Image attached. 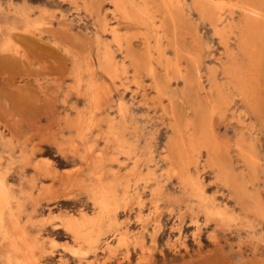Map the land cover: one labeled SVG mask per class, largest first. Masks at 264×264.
<instances>
[{
	"label": "rangeland",
	"instance_id": "rangeland-1",
	"mask_svg": "<svg viewBox=\"0 0 264 264\" xmlns=\"http://www.w3.org/2000/svg\"><path fill=\"white\" fill-rule=\"evenodd\" d=\"M23 1L0 0V264H264V0H224L221 24L200 8L209 0H182L166 26L158 0H147L146 25L124 22L107 0L97 11L29 0L42 17L25 34ZM98 49L115 57L112 72ZM115 178L125 196L101 213L93 189ZM82 214L101 216L82 228L89 242L63 222Z\"/></svg>",
	"mask_w": 264,
	"mask_h": 264
},
{
	"label": "bare ground",
	"instance_id": "bare-ground-1",
	"mask_svg": "<svg viewBox=\"0 0 264 264\" xmlns=\"http://www.w3.org/2000/svg\"><path fill=\"white\" fill-rule=\"evenodd\" d=\"M29 0H24L23 1V6H22V8H21V10H20V13H19V18H20V22H21V24H22V27H21V30H22V32H24V34L25 33H31L32 32V29H31V26L32 25H34V24H36L38 21H39V19H40V16H41V14L39 15V16H37L36 18H32V11H33V9L31 8V7H29L28 6V2ZM30 1H32V0H30ZM83 1V5L84 6H86L87 8H89V7H91L92 6V8H93V10L92 11H97L98 10V4L97 3H100V5L101 4H103V3H101L102 1H104L105 2V0H98L97 2H96V0H82ZM159 2H156L158 5L156 6V10H158V11H160L159 13H160V24L163 26V25H167V24H169L170 22H173L174 20H175V14L177 13V12H179L180 10H181V7H182V0H158ZM193 1V0H192ZM211 1V2H210ZM248 1V0H247ZM263 1V0H262ZM255 2V1H254ZM107 3L112 7V12L113 13H115V14H117V15H119L120 16V18L121 19H123L124 20V22H127V23H129V24H132V23H136V24H140V25H146L148 22H150V21H152V17L154 16V11H151V7H150V4L148 3V1L147 0H107ZM154 3V2H153ZM191 3V2H190ZM255 3H257V1L255 2ZM262 4H263V2H262ZM104 5V4H103ZM225 2H224V0H209V3H207V5H205V7L204 6H200V8H202L203 7V11H205V13L206 14H208V16H213V14L214 15H216V21H218L219 22V24H221L222 22H223V20H222V18L224 17L223 16V12H224V9H225ZM258 5H260L259 3H258ZM190 6V5H189ZM240 6V5H239ZM83 7V6H82ZM191 7V6H190ZM234 7V6H233ZM235 7H236V5H235ZM240 7H242V6H240ZM260 7V6H259ZM264 6H262V8H263ZM44 8V7H43ZM91 8V9H92ZM95 8V9H94ZM196 9V8H195ZM263 10H264V8H263ZM262 10V11H263ZM91 11V10H90ZM197 11V10H196ZM215 11H216V13H215ZM90 13V12H89ZM106 13H108V12H106ZM180 13H181V11H180ZM88 14V13H87ZM182 14V13H181ZM234 14V13H233ZM264 14V13H263ZM178 15V14H177ZM183 15V14H182ZM201 15H202V13H201ZM235 15V14H234ZM233 15V16H234ZM179 16V15H178ZM185 16V15H184ZM223 16V17H222ZM42 17V16H41ZM247 17V16H246ZM181 18H183V17H181ZM203 18V17H202ZM229 18V17H228ZM184 19V18H183ZM102 20V19H101ZM181 20V19H180ZM155 21H156V19H155ZM185 21H186V19H185ZM183 22V21H182ZM174 23V22H173ZM172 23V24H173ZM177 23V22H176ZM40 24V23H39ZM38 24V25H39ZM178 24H182V23H178ZM190 24V23H189ZM184 25V24H183ZM108 26V24L106 23V22H103L102 21V23H101V25H100V27H101V30L102 31H105V30H108L109 32H110V34L112 35V37H113V39H114V41H116V43H117V45L118 46H120V41H119V39L117 38L118 37V29L116 28V27H107ZM173 26V25H172ZM172 26H171V29H172ZM147 27V26H146ZM174 27V26H173ZM181 27V26H180ZM189 27V26H188ZM233 27V26H232ZM256 26H253V27H251V28H255ZM162 28V27H161ZM186 28V27H185ZM18 29V28H17ZM16 29V30H17ZM163 29V28H162ZM170 29V33H171V31H173V30H171ZM190 29V28H189ZM233 29V28H232ZM231 29V30H232ZM11 30V29H10ZM13 31H14V29H12ZM20 30V31H21ZM195 30H196V28H195ZM226 30V29H225ZM237 30V29H236ZM19 31V32H20ZM165 31H167L166 30V28H164V32ZM235 31V30H234ZM193 32V31H192ZM163 33V32H162ZM173 33V32H172ZM190 33H191V30H190ZM11 34H14V33H11ZM188 34H189V32H188ZM197 34V33H196ZM250 34V33H249ZM191 35H193V34H191ZM7 36V35H6ZM149 36V35H148ZM161 36H162V34H161ZM166 36V35H165ZM194 36V35H193ZM199 36V35H198ZM250 36V35H249ZM13 37V36H12ZM263 37H264V33H263ZM155 38H157V37H155ZM165 38V37H164ZM171 38H172V34H171ZM194 38V37H193ZM195 38H197L198 39V37H195ZM172 40H176V38L175 39H172ZM9 41V40H8ZM156 41V40H155ZM161 41H162V39H161ZM165 41H166V39H165ZM153 42V41H152ZM260 42V41H259ZM5 43V42H4ZM156 43V42H155ZM160 43H162V42H160ZM166 43H168V42H166ZM165 43V44H166ZM196 43V42H195ZM99 44H100V42L98 43V46H99ZM144 44V43H143ZM154 44V43H153ZM152 44V45H153ZM174 44V43H173ZM261 44V43H260ZM3 44H1V46H2ZM168 45V44H167ZM177 46V45H176ZM176 46L174 47L175 49H176V51H177V48H176ZM6 47V46H5ZM8 47V46H7ZM6 47V48H7ZM148 47H149V45H148ZM152 47V46H151ZM173 47V46H172ZM178 47V46H177ZM6 48H5V50H6ZM100 48V47H99ZM145 48V47H144ZM3 49V48H2ZM148 49V48H147ZM154 49V48H153ZM99 50L100 49H98V52H99ZM156 50H158V49H155V51ZM161 50V49H160ZM1 51V50H0ZM154 51V52H155ZM178 51H180V50H178ZM177 51V52H178ZM260 51V50H259ZM157 52H160L161 53V51H157ZM156 52V53H157ZM176 52V54H178ZM192 52V51H191ZM190 52V53H191ZM100 53V52H99ZM145 53H146V51H145ZM150 53V52H149ZM156 53L154 54V56H156ZM160 53L158 54V57L159 58H157L156 57V59H155V62H156V60L157 59H160ZM175 53V52H174ZM6 54V53H5ZM194 54H195V52H194ZM260 54V53H259ZM4 55V54H3ZM147 55V54H146ZM162 55H164V54H162ZM179 55V54H178ZM223 55V54H222ZM135 56V55H134ZM151 57H152V54L150 55ZM193 56V55H192ZM164 57V56H163ZM222 57V56H221ZM2 58V57H1ZM1 58H0V60H1ZM150 58V57H149ZM154 58V57H153ZM153 58H151V60L153 59ZM170 58V57H169ZM174 58V57H173ZM190 58H191V55H190ZM130 59V58H129ZM179 59V58H178ZM186 59H188V58H186ZM2 60H4V59H2ZM130 60H132V59H130ZM137 60V59H136ZM162 60H163V58H162ZM165 60V59H164ZM167 60V59H166ZM189 60V59H188ZM260 60V59H259ZM99 61H100V63H101V65H103V67H105L106 69L108 68V70H110L111 72H112V70H114V68H115V65H116V63H117V61L115 60V57L111 54V52L109 51V50H107V49H105V50H103L101 53H100V56H99ZM135 61V60H134ZM153 61V60H152ZM159 61V60H158ZM2 62V61H1ZM151 62V61H150ZM154 62V61H153ZM172 62H173V60H172ZM86 63V62H85ZM139 63V62H138ZM144 63H145V61H144ZM143 63V64H144ZM164 63V62H163ZM167 63V62H166ZM174 63V62H173ZM191 63H193L194 64V62H192L191 61ZM79 64H81V63H79ZM135 64V63H134ZM143 64H141V65H143ZM153 64V63H152ZM165 64V63H164ZM193 64H191L192 66H193ZM221 64V63H220ZM140 65V64H139ZM172 65V64H171ZM174 65V64H173ZM173 65H172V67H173ZM176 65V64H175ZM149 66H150V63H149ZM148 66V67H149ZM166 66H167V64H166ZM257 66H258V61H257ZM138 67H140V66H138ZM142 67V66H141ZM77 68V67H76ZM102 68V67H101ZM145 68V67H144ZM155 68V67H154ZM169 68V67H168ZM194 68V67H193ZM259 68V67H258ZM257 68V69H258ZM79 69V68H78ZM78 69H76V70H78ZM89 69V68H88ZM103 69V68H102ZM141 69V68H140ZM177 69V68H176ZM144 70H146V69H144ZM220 70V69H219ZM222 70V69H221ZM78 71H80V70H78ZM223 71V70H222ZM110 72V73H111ZM142 72H145V71H142ZM211 72V71H210ZM224 72V71H223ZM222 72V73H223ZM257 72H259V71H257ZM79 73V72H78ZM105 73V72H104ZM126 73V72H125ZM151 73V72H150ZM156 73V72H155ZM107 74V73H106ZM211 75H212V73H210ZM97 75V74H96ZM117 75V74H116ZM209 75V74H208ZM84 76V75H83ZM112 76V75H111ZM114 76V75H113ZM149 76V75H148ZM224 76V75H223ZM226 76V75H225ZM258 76V75H257ZM150 77H152V76H150ZM158 77V76H157ZM168 77H169V75H168ZM213 77H215V76H213ZM85 78V77H84ZM117 78V77H116ZM212 78V77H211ZM223 78V77H222ZM258 78V77H257ZM111 79V78H110ZM152 79V78H151ZM221 79V78H220ZM76 80V79H75ZM88 80V79H87ZM169 80H170V78H169ZM213 80V79H212ZM211 80V81H212ZM225 80V79H224ZM254 80H256V79H254ZM254 80L252 79V81H253V83H255L254 82ZM77 82H78V80H76ZM128 81V80H127ZM150 81V80H149ZM152 81H154V80H152ZM211 81H209L210 83H212ZM227 81V80H226ZM225 81V82H226ZM134 82H135V79H134ZM222 82V81H221ZM259 82H260V80H259ZM74 83H76V82H74ZM153 83V82H152ZM79 84V83H78ZM106 84V83H105ZM229 84H230V82H229ZM256 84V83H255ZM86 85V84H85ZM88 85H90V83H88ZM130 85V84H129ZM153 85H155V83H153ZM91 86H92V83H91ZM156 86V85H155ZM209 86H211V84L209 85ZM232 85L230 84V87H231ZM254 86V85H253ZM89 87V86H88ZM185 87V86H184ZM224 87V86H223ZM234 87V86H233ZM232 87V88H233ZM158 88V87H157ZM156 88V89H157ZM190 88V87H189ZM220 88H221V86H220ZM227 88H229V87H227ZM256 88H258V87H256ZM91 89V88H90ZM97 89V88H96ZM101 90H102V88H100ZM153 89V88H152ZM211 89V88H210ZM230 89V88H229ZM228 89V90H229ZM255 89V88H254ZM227 90V91H228ZM235 90V89H234ZM257 90V89H256ZM98 90H95V92H97ZM104 90H102V92H103ZM158 91V90H157ZM217 91V90H216ZM231 91V90H230ZM237 91V90H236ZM156 92V91H155ZM163 92V91H162ZM213 92V91H212ZM219 92V91H218ZM238 92V91H237ZM257 92V91H256ZM136 93V92H135ZM168 93V92H167ZM210 93H211V90H210ZM231 93V92H230ZM234 93V92H233ZM239 93H240V91H239ZM124 94V93H123ZM132 94V93H131ZM159 94V93H158ZM157 94V95H158ZM162 94V93H161ZM160 94V95H161ZM166 94V93H165ZM238 94V93H237ZM255 94H258V92L257 93H255ZM104 95V94H103ZM136 95V94H135ZM218 95V94H217ZM238 95H240V94H238ZM159 96V95H158ZM164 96V95H163ZM242 96H244V95H242ZM254 96H256V95H254ZM123 97H124V95H123ZM166 97V96H165ZM217 97V96H216ZM126 98V97H125ZM172 97L170 96V99H171ZM238 98H239V96H238ZM155 99V98H154ZM165 99V98H164ZM163 99V100H164ZM170 99H169V102H170ZM173 99V98H172ZM171 99V100H172ZM126 100V99H125ZM158 100V99H157ZM233 100V99H232ZM255 100H257V97H256V99ZM108 101V100H107ZM243 101V100H242ZM122 102H123V100H122ZM135 102V101H134ZM107 103V102H106ZM115 103V102H114ZM113 103V104H114ZM172 103V102H171ZM255 103V102H254ZM253 103V104H254ZM109 104V103H108ZM248 104V103H247ZM251 104V103H250ZM110 105H112V104H110ZM105 106V105H104ZM115 106V105H114ZM129 106V105H128ZM140 106V105H139ZM141 106H143V105H141ZM250 106V105H249ZM252 106H254V105H252ZM257 106V105H256ZM256 106H254V107H256ZM170 107L172 108V106L170 105ZM194 107V106H193ZM197 107V106H196ZM196 107H194V108H196ZM92 108V107H91ZM157 108V107H156ZM162 108V107H161ZM92 109H94V108H92ZM104 109H105V107H104ZM128 109V108H127ZM200 108H198V110H199ZM91 110V109H90ZM172 110V109H171ZM202 110V109H201ZM91 111H93V110H91ZM129 111V110H128ZM137 111V110H136ZM148 111V110H147ZM204 111V110H203ZM70 112V111H69ZM171 112V111H170ZM201 113V112H200ZM204 114H205V111L203 112ZM209 113V112H208ZM193 114H194V111H193ZM203 114V115H204ZM126 115V114H125ZM168 115V114H167ZM171 115V114H170ZM169 115V116H170ZM202 115V114H201ZM209 115V114H208ZM192 116V115H191ZM200 116V115H199ZM198 116V117H199ZM205 116H206V114H205ZM99 117V116H98ZM173 117H175V116H172V118ZM193 117V116H192ZM202 117V116H201ZM140 118V117H139ZM177 118V117H176ZM175 118V119H176ZM203 118H204V116H203ZM208 118V117H207ZM195 120V119H194ZM200 121H201V119H199ZM204 120V119H203ZM191 121V120H190ZM193 121V120H192ZM123 122V121H122ZM201 122H203V124L205 123V121H201ZM100 123H102L101 121H100ZM150 123H151V121H150ZM190 123H192V122H190ZM201 124V123H200ZM80 125H82V124H80ZM103 125V124H102ZM202 125V124H201ZM200 125V128L202 127ZM194 126H195V124H194ZM199 126V125H198ZM205 126L206 125H204L203 127L205 128ZM68 127H70V126H68ZM81 127V126H80ZM191 127H192V125H191ZM202 127V128H203ZM72 128H73V126H72ZM124 128V127H123ZM130 128H131V126H130ZM199 128V127H198ZM201 128V129H202ZM253 128V127H252ZM66 130V129H65ZM70 130H72V129H70ZM74 130V129H73ZM82 130V129H81ZM85 130V129H84ZM133 130H135V128L133 129ZM192 131H193V129H191ZM200 130V129H199ZM75 131V130H74ZM130 131V130H129ZM144 131V130H143ZM204 131H205V129H204ZM203 131V132H204ZM123 132V131H122ZM195 132V131H194ZM197 132H198V130H197ZM178 133V132H177ZM191 133V132H190ZM195 134V133H194ZM77 135V134H76ZM136 135V134H135ZM196 135H199V133L197 134L196 133ZM195 135V136H196ZM205 135H207L206 134V131H205ZM194 137V136H193ZM140 138V137H139ZM208 138H209V136H208ZM69 139V138H68ZM135 139V138H134ZM175 139H177V138H175ZM251 139V138H250ZM206 140V139H205ZM102 141V140H101ZM100 141V142H101ZM141 141V140H140ZM159 141V140H158ZM179 141V140H178ZM203 141V140H202ZM63 143V142H62ZM248 143V142H247ZM70 144V143H69ZM88 144V143H87ZM137 144V143H136ZM158 144V143H157ZM209 144V143H208ZM111 145V144H110ZM203 145V144H202ZM251 145V144H250ZM219 146V145H218ZM248 146V145H247ZM179 147V146H178ZM134 148V147H133ZM138 148V147H137ZM176 148H177V146H176ZM205 148V147H204ZM212 148H214V147H212ZM88 149V148H87ZM107 149V148H106ZM156 149V148H155ZM250 149V148H249ZM62 150V149H61ZM60 150V151H61ZM178 150H179V148H178ZM245 150V149H244ZM109 151V150H108ZM110 151H112L111 149H110ZM155 151V150H154ZM250 150H248V152H249ZM210 152H214L213 151V149H210ZM242 152H244V151H242ZM105 153V152H104ZM139 153H140V151H139ZM156 153V152H155ZM150 154V153H149ZM215 154V153H214ZM251 155H252V153H250ZM249 154V155H250ZM156 155V154H155ZM119 156V155H118ZM117 156V157H118ZM121 156V155H120ZM152 156V155H151ZM212 156V155H211ZM243 157L242 158H244V154L242 155ZM245 156L247 157L248 155H246L245 154ZM253 156V155H252ZM249 157V156H248ZM150 158V157H149ZM158 158V157H157ZM156 158V159H157ZM104 159H106V157L104 158ZM141 159H143L142 157H141ZM140 159V160H141ZM239 159V158H238ZM249 159H250V157H249ZM248 159V160H249ZM147 160V159H146ZM245 160H247V159H245ZM103 160H101L100 162H102ZM242 161V160H241ZM250 161H252V160H250ZM250 161H248L249 163H250ZM141 162V161H140ZM105 163V162H104ZM110 163V162H109ZM146 163V162H145ZM220 163V162H219ZM247 163V162H246ZM248 163V165L250 166V164ZM259 163V162H258ZM111 164V163H110ZM113 164H115V163H113ZM150 165V164H149ZM219 165V164H218ZM115 166V165H114ZM143 166V165H142ZM146 166H147V164H146ZM221 166H222V164H221ZM221 166H219V167H221ZM248 166V167H249ZM253 165H252V163H251V167H252ZM255 166V165H254ZM257 166V165H256ZM155 167V166H154ZM159 167H161V166H158V168ZM246 167V166H245ZM251 167H250V169H251ZM157 168V169H158ZM176 168V167H175ZM247 168V167H246ZM160 169V168H159ZM221 169V168H220ZM6 170V169H5ZM161 170H162V168H161ZM161 170H160V172H161ZM168 170V169H167ZM249 170V169H248ZM8 171V170H7ZM131 171H133V170H131ZM166 171V170H165ZM221 171V170H220ZM245 171H247L246 169H245ZM154 172V171H153ZM168 172V171H167ZM218 172V171H217ZM248 172V171H247ZM254 172V171H253ZM132 173V172H131ZM156 173V172H155ZM169 173V172H168ZM250 173H252L251 171H250ZM164 174V173H163ZM138 175V174H137ZM158 174H156L155 176H157ZM217 175H218V173H217ZM252 175V174H251ZM73 176V175H72ZM113 177V176H112ZM122 177V176H121ZM178 177V176H177ZM109 178V177H108ZM114 178V177H113ZM119 178H120V176H119ZM156 178V177H155ZM250 178V177H249ZM116 180L115 181H117V178H115ZM159 180V179H158ZM161 180H163V178L161 179ZM190 180V179H189ZM193 180V179H192ZM250 180V179H249ZM252 180H253V177H252ZM191 181V180H190ZM105 182H106V180H105ZM165 182V181H164ZM169 182V181H168ZM187 182V181H186ZM69 183H70V179H69ZM94 183V182H93ZM138 183H139V181H138ZM151 183V182H150ZM189 183H190V185H191V182H188L187 184L189 185ZM165 184V183H164ZM163 184V185H164ZM195 184V183H194ZM160 185V184H159ZM224 185V184H223ZM115 186H118V188L117 189H115ZM164 186H166V185H164ZM197 186V185H196ZM84 187V186H83ZM195 187V186H194ZM197 187H200V185L199 186H197ZM123 188H124V184L121 182V180L120 181H117L116 183L114 182L113 183V185H111V188L109 189V186H107L106 184H103V183H101V182H97V184H96V186L94 187V189H93V192H92V196H93V198L96 200V204L98 205V207H99V210H100V212L101 213H103V211H106L107 210V207H109L108 205L110 204V201H111V199H114L115 200V198H117V199H119V198H123L124 196H125V194L124 193H122V191H123ZM152 188H153V186H152ZM170 188V187H169ZM157 189V188H156ZM171 189V188H170ZM195 190V189H194ZM199 190V189H198ZM146 191V190H145ZM196 191V190H195ZM202 192V191H201ZM170 193V192H169ZM168 193V194H169ZM192 194H194V193H192ZM212 195V194H211ZM210 195V196H211ZM186 197H187V195H185ZM216 196V195H215ZM163 197H164V194H163ZM214 197V196H213ZM217 197V196H216ZM150 199H152V198H150ZM206 199H207V197H206ZM185 200V199H184ZM199 200H201L200 198H199ZM211 200V199H210ZM218 200V199H217ZM221 200V199H220ZM175 201H176V199H175ZM178 202H179V200H177ZM219 201V200H218ZM230 201V200H229ZM66 202H68V201H66ZM164 203H165V201H163ZM185 202H187V201H185ZM194 202V201H193ZM202 202V201H201ZM205 202V201H204ZM6 193H5V190H4V181L0 178V237H4L5 235H6V229H5V226H4V218H3V215H4V208L6 207ZM160 203V202H159ZM158 203V204H159ZM163 203V204H164ZM172 203V202H171ZM189 203V202H188ZM195 203V202H194ZM218 203H220V202H218ZM178 204V203H177ZM180 204V203H179ZM221 204V203H220ZM228 204V203H227ZM19 205V204H18ZM186 205V204H185ZM194 205V204H193ZM196 205H198V204H195V207H196ZM212 205V204H211ZM68 206H69V204H68ZM186 206H188V205H186ZM190 206H191V204H190ZM199 206V205H198ZM223 206V205H222ZM17 207V206H16ZM173 207V206H172ZM192 207V206H191ZM200 207V206H199ZM224 207V206H223ZM231 207V206H230ZM253 207V206H252ZM145 208V207H144ZM181 208V207H180ZM202 208V207H201ZM203 208H205V207H203ZM227 208V207H226ZM225 208V209H226ZM11 209V208H10ZM176 209V208H175ZM186 209V208H185ZM191 209H193V208H191ZM207 209V208H206ZM217 209H219V208H217ZM144 210V209H143ZM196 210H197V208H196ZM211 210V209H210ZM214 210L216 211V209L214 208ZM227 210V209H226ZM193 211H195V210H193ZM198 211V210H197ZM186 212V211H185ZM236 212H238V211H236ZM235 212V213H236ZM243 212V211H242ZM101 213H99V214H101ZM191 213V212H190ZM195 213H196V211H195ZM199 212H197L196 214H198ZM211 213V212H210ZM218 213V220H222V219H225L224 217H225V213H224V211L222 210V212L221 211H218L217 212ZM226 213H228V212H226ZM174 214V213H173ZM212 214V213H211ZM159 215V214H158ZM161 215V214H160ZM159 215V216H160ZM162 215H163V213H162ZM192 215V214H191ZM235 215V214H234ZM258 215V214H257ZM99 217H101L100 215H98V216H95V217H88L86 214H82V217H78V218H76V217H73V216H70V215H65L64 217H63V219H64V225H65V227H66V229L68 230V231H70L71 233H72V235L75 237V238H79V239H83V240H85V241H91V233L90 232H88V233H83L82 232V228L84 227V225H86V223H95L97 220H98V218ZM161 217V216H160ZM171 217V216H170ZM213 217V216H212ZM226 217H228V215L226 216ZM229 217H231V215L229 216ZM229 217H228V219H229ZM233 217V216H232ZM166 218V217H165ZM199 218H200V216H199ZM215 218V217H214ZM163 219V218H162ZM175 219V218H174ZM216 219V218H215ZM231 219H234V217L233 218H231ZM99 220H100V218H99ZM108 220V219H107ZM158 220H160V219H158ZM217 219L215 220V221H218ZM235 220H237V219H235ZM109 221V220H108ZM112 221V220H111ZM116 221V220H115ZM183 221H184V219H183ZM224 222V224H225V220H223ZM220 222V221H219ZM96 223H98L99 224V221L98 222H96ZM113 223V222H112ZM200 223V222H199ZM206 223H208V222H206ZM215 223V222H214ZM221 223V222H220ZM220 223H218V224H220ZM227 223H229V220L227 221ZM237 223H239L238 221H237ZM250 223V222H249ZM248 223V224H249ZM212 224V223H211ZM216 224V223H215ZM217 224V225H218ZM243 224V223H242ZM163 225V224H162ZM182 225V224H181ZM210 225V224H209ZM221 225H223V224H221ZM230 225V224H229ZM228 225V226H229ZM100 226V225H99ZM107 226V225H106ZM201 226V225H200ZM205 226V225H204ZM224 226V225H223ZM237 226H238V224H237ZM244 226V225H243ZM93 227V226H92ZM112 227V226H111ZM114 227H115V225H114ZM146 227V226H145ZM239 227V226H238ZM247 227V226H246ZM249 227V226H248ZM250 227H251V225H250ZM57 228V227H56ZM97 228V227H96ZM148 228H149V226H148ZM87 229V228H86ZM104 229V228H103ZM146 229V228H145ZM184 229V228H183ZM209 229H210V227H209ZM22 230V229H21ZM56 230V229H55ZM54 230V231H55ZM97 230V229H96ZM104 230H106V229H104ZM147 230V229H146ZM180 230H181V228H180ZM233 230H235V229H233ZM23 231V230H22ZM85 231V230H84ZM98 231V234H99V229L97 230ZM107 231V230H106ZM174 231V230H173ZM217 231H219V230H217ZM225 231H227V230H225ZM240 231V230H239ZM52 232V231H51ZM235 232H237L236 230H235ZM52 233H54V232H52ZM25 234V233H24ZM51 234V233H50ZM102 234H104L103 232H102ZM146 234V233H145ZM187 234V233H186ZM200 234V233H199ZM97 235V234H96ZM189 235V234H188ZM121 236V235H120ZM145 236V235H144ZM103 237V236H102ZM119 237V236H118ZM122 238V237H121ZM145 238H147V237H145ZM199 238H200V236H199ZM95 239V238H94ZM93 239V240H94ZM117 239H119V238H117ZM201 239V238H200ZM120 240V239H119ZM253 240V239H252ZM146 241V240H145ZM215 243V242H214ZM259 243V242H258ZM253 244V243H252ZM256 245V244H255ZM72 246V245H71ZM19 250V249H18ZM46 257V256H45ZM48 259H49V257H48ZM46 262H47V260H46ZM157 262V261H156Z\"/></svg>",
	"mask_w": 264,
	"mask_h": 264
}]
</instances>
